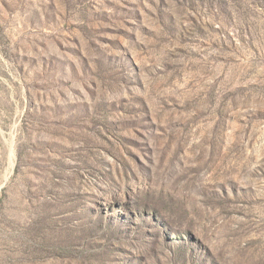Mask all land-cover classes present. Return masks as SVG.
Here are the masks:
<instances>
[{"label":"rangeland","instance_id":"obj_1","mask_svg":"<svg viewBox=\"0 0 264 264\" xmlns=\"http://www.w3.org/2000/svg\"><path fill=\"white\" fill-rule=\"evenodd\" d=\"M0 264H264V0H0Z\"/></svg>","mask_w":264,"mask_h":264},{"label":"trees","instance_id":"obj_2","mask_svg":"<svg viewBox=\"0 0 264 264\" xmlns=\"http://www.w3.org/2000/svg\"><path fill=\"white\" fill-rule=\"evenodd\" d=\"M107 60V59H106ZM108 61V60H107ZM94 64H95V67L96 68H100L101 67V65H102V62H101V60H94ZM111 76V78L113 79L114 78V76L112 75V74H107V78H109ZM143 206V205H142ZM144 209L146 210V208L144 207ZM151 212H155L154 210H151Z\"/></svg>","mask_w":264,"mask_h":264}]
</instances>
